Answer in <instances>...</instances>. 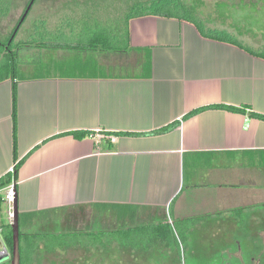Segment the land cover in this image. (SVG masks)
<instances>
[{
	"label": "crops",
	"instance_id": "1",
	"mask_svg": "<svg viewBox=\"0 0 264 264\" xmlns=\"http://www.w3.org/2000/svg\"><path fill=\"white\" fill-rule=\"evenodd\" d=\"M37 4L16 39L29 43L18 51L20 75L0 82V179L22 162L21 264H182L178 228L219 236L206 243L222 264H245L247 255L258 264L251 251L264 252V119L250 113L264 116V58L155 16L131 20L130 50H107L88 35L77 42L81 25L72 23L74 35L67 23L74 13L31 17ZM73 131L94 135L79 140ZM11 225L4 202V238Z\"/></svg>",
	"mask_w": 264,
	"mask_h": 264
},
{
	"label": "trees",
	"instance_id": "2",
	"mask_svg": "<svg viewBox=\"0 0 264 264\" xmlns=\"http://www.w3.org/2000/svg\"><path fill=\"white\" fill-rule=\"evenodd\" d=\"M31 1L32 0H30V2L28 3L26 9L30 5ZM14 2L15 0H0V82H3L8 79L14 80L19 77L20 74L18 70V51L23 47L29 46V43L18 42L16 40L18 36V32L24 23V21H22L21 19L15 26L14 30L9 35L7 34L8 36L5 39L3 38V34L1 33V28H2L1 23L9 16L10 12L14 8ZM35 2L36 0L33 2L32 6L34 5ZM196 3L197 2H188L186 0H134L130 2L129 8L127 9L128 13L125 16V18L123 17L122 21L115 22V24H108L104 26L101 25L100 22L94 21V19L91 20L92 18H89V16L93 18L98 16L96 11H91L88 8L82 9V11L72 12L74 13L72 15H74L75 17L78 16L76 17L78 19H75L74 17L68 18L67 23L68 24L70 23L69 28L74 33V35H76L78 31L76 32V30H74L75 26L72 23L75 22V20H78L77 23L81 25L80 31L82 30L83 32L81 31L82 34L79 32L81 35L77 37L79 39L77 40V42H79L82 38H84L85 35H88L92 37L93 40L95 39L96 43L104 41L105 42L104 46L107 50L121 51L122 49L123 51H126V50H130L129 24L131 20L146 16L177 19L194 25L198 29L200 34L205 38H210V39L233 44L241 48L242 50L248 52L251 55L264 58V45L249 46L238 39L239 36H242L244 34L243 31H237L235 28L236 26H234V24H236V22L239 20L238 17L237 20L233 23V25L229 26V28L225 27L224 25L222 28L220 27L218 28L212 23V21L205 19L201 15V13L199 12V8L197 6L198 4ZM221 7H222L221 3L217 4L218 13L219 10L222 9ZM23 16L24 14L22 15V17ZM218 18H221L223 22H225L226 20H230V17H228L227 15L225 17L219 16ZM43 23L44 22L41 23L40 28L44 29V32L46 33L47 32L46 29H48L49 27L48 26L46 27L45 26L46 23H44V25ZM56 29L57 27L54 28V30ZM55 35L56 36L53 45H60L62 42H64L62 37L63 35H61L58 32V30L55 31ZM77 42L73 43L71 40L70 44L75 45ZM120 43L123 44L124 48L120 47ZM143 67L146 70V73L150 75L151 73L150 58L146 60ZM104 74L105 73H102L101 76H104ZM73 76L92 77L95 75L73 74ZM212 107L223 108L236 113L246 112V109L242 107H232L226 105H214ZM16 112H17V88L16 86H14L13 89L14 122L16 121ZM198 112H200V110L193 111L189 113L186 117H190L194 114H197ZM250 116L259 119H264L263 115H259L256 113H250ZM169 128L170 127L162 128L160 130L155 131L153 134L167 132ZM67 135H72L76 139L81 140L92 137L94 133L85 132V131H73L71 133H68ZM21 164L22 162L18 163L15 166L13 173L0 179V208L5 202L4 191L11 185H14V188L16 187V183L18 180V171L21 167ZM12 236H13L12 229H10L9 235L5 238L6 244L8 245L10 252L12 250V244H13Z\"/></svg>",
	"mask_w": 264,
	"mask_h": 264
},
{
	"label": "rangeland",
	"instance_id": "3",
	"mask_svg": "<svg viewBox=\"0 0 264 264\" xmlns=\"http://www.w3.org/2000/svg\"><path fill=\"white\" fill-rule=\"evenodd\" d=\"M16 11L13 13V17L11 16L10 20L4 25L3 31L1 29V33L3 34V38L5 39L9 33H11L17 23L19 22L23 12L25 11L30 0H16ZM134 0H36V8L38 9L31 17H35V15L42 14L50 17L51 13L54 12L62 13V16L65 13L70 14L72 12L82 11V9H90L91 11H96L98 17H90L91 20L94 19L96 22H100L101 25L115 24V22L122 21L123 17L127 15L130 2ZM188 2H197L199 12L201 15L210 21L216 26L222 28L223 25L227 28L232 26L233 23L239 20L234 24L236 26L237 31H243L244 40L247 41L250 45L259 46L264 45V0H186ZM222 4V9L217 10V4ZM74 8V9H72ZM73 10V11H72ZM219 16L225 17L226 15L230 17V20H226L223 22ZM88 18V16H87ZM47 20L51 21V18ZM234 31V30H233ZM8 34V35H7ZM124 72L130 71V69H124ZM112 72V71H110ZM120 73V71H117ZM114 74V71L112 72ZM114 213V212H113ZM121 213V212H119ZM100 214H105L104 211L99 212ZM116 214V213H114ZM13 221V220H12ZM192 227H189V230H193ZM100 228H97L99 231ZM179 230V238L178 243L181 247V254L183 256L182 264H222L223 255L220 251H217V247L213 248V245L209 242H218L219 236L216 239V235L212 234H183L180 228ZM142 233V232H141ZM138 235V233H137ZM101 233L97 234V237L100 238ZM99 238H97L99 242ZM66 240L68 238H65ZM208 242V243H206ZM185 248L183 250L182 248ZM219 250V248H218ZM193 252L197 254H202V257H195ZM257 253L258 264H264V259L260 260L261 256L264 255L263 251H251V254L254 255ZM209 254L210 256H205ZM250 254V255H251ZM214 255V256H213ZM228 255V253H227ZM245 256V254H244ZM249 255L244 258L245 264H249L248 261H252V259H248ZM100 262V260H98ZM97 262V263H98ZM148 262H152L151 260H145V264ZM110 261L108 262V264ZM143 263V261H142ZM231 264H236L234 259L230 260ZM95 264V263H94ZM98 264H102L101 262Z\"/></svg>",
	"mask_w": 264,
	"mask_h": 264
},
{
	"label": "water",
	"instance_id": "4",
	"mask_svg": "<svg viewBox=\"0 0 264 264\" xmlns=\"http://www.w3.org/2000/svg\"><path fill=\"white\" fill-rule=\"evenodd\" d=\"M35 0H32L30 5L25 11L24 16L22 17V21H24L25 17L29 13L32 4ZM14 210H13V221H12V239H13V244H12V250H11V256L6 257L4 259H0V263L11 259V264H21V253H20V231H19V216H18V195L16 189H14Z\"/></svg>",
	"mask_w": 264,
	"mask_h": 264
},
{
	"label": "built area",
	"instance_id": "5",
	"mask_svg": "<svg viewBox=\"0 0 264 264\" xmlns=\"http://www.w3.org/2000/svg\"><path fill=\"white\" fill-rule=\"evenodd\" d=\"M98 138L103 139L107 138L109 139L112 143H115L117 141L116 135H110L106 133H101L97 135ZM14 172V169H12V173ZM14 185L9 186L4 192V201L8 206V213H9V218L12 221L13 220V210H14ZM11 256V252L8 248V245L6 244L4 234H3V229L0 228V259H4L6 257Z\"/></svg>",
	"mask_w": 264,
	"mask_h": 264
}]
</instances>
